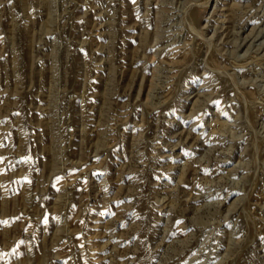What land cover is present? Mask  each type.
<instances>
[{"label": "rangeland", "instance_id": "374dc122", "mask_svg": "<svg viewBox=\"0 0 264 264\" xmlns=\"http://www.w3.org/2000/svg\"><path fill=\"white\" fill-rule=\"evenodd\" d=\"M0 264H264V0H0Z\"/></svg>", "mask_w": 264, "mask_h": 264}]
</instances>
